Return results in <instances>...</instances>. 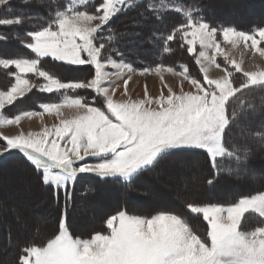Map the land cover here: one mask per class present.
I'll list each match as a JSON object with an SVG mask.
<instances>
[{
	"label": "snow or ice",
	"instance_id": "6c2138e0",
	"mask_svg": "<svg viewBox=\"0 0 264 264\" xmlns=\"http://www.w3.org/2000/svg\"><path fill=\"white\" fill-rule=\"evenodd\" d=\"M22 2L27 4L30 0ZM76 2L90 4V0ZM136 2L99 0L94 11L67 4L41 27L25 33L28 39L21 44L33 57L0 58V67L16 70L8 73L14 77V83L0 90V125H19L25 117L42 118L44 113L62 117V109L66 107L78 113L74 119L61 118L54 130L45 127L40 133L3 136L4 143L0 144V154L10 150L22 153L42 173V182L55 186L57 194L63 190L66 200L80 174L118 179L131 186L137 177L158 166L174 151L205 152L214 175L220 170L218 158L241 160L240 149H229L224 142L225 131L237 115L229 111V100L250 85L264 86V72L243 70L240 63L224 52L217 37L219 33L223 42L233 45L241 41L247 45L250 41V47L264 57V47L259 46L264 42V28L255 33L233 27L218 28L198 15L200 9L195 4L185 5L184 0H149L145 10L151 11L158 23L163 22L166 11L183 17L171 30L153 31L152 39L159 41L165 54L173 51L169 45L174 41L186 48L199 66L203 82L190 75L185 65L180 66V71L163 64L138 70L123 59H114V55L122 57L118 50L105 52L110 40L105 36V26ZM11 7V0H0V11L7 13ZM33 15L39 14L0 17V27H20ZM18 35L13 33L14 38ZM0 39L7 37L0 33ZM218 55L223 56L224 65L217 62ZM46 58L75 69L88 66L93 70L91 78L62 80L43 66L48 62ZM109 66L115 72L105 71ZM210 66L225 74L209 78ZM137 71L141 75L168 72L180 76L183 78L180 91L164 84L167 95L162 89L158 98H150L146 91L145 98L132 99L128 82ZM234 72H242L246 78L239 87L233 86ZM113 77L123 80L128 99H114L118 84ZM183 81L190 82L195 91H184ZM33 89L40 93H58L63 99L38 102L41 111L25 110L11 117L4 114L6 106L13 105ZM77 90H90L94 96L89 100L84 96L66 95ZM187 208L192 214H202L208 224L206 238L194 234L178 214L160 213L143 218L119 210L106 219L110 230L107 234L96 233L89 239L73 238L65 217L59 234L46 246L22 249L19 264H264V225L251 231L240 228L242 217L248 211L264 217V193L241 198L229 207L190 203Z\"/></svg>",
	"mask_w": 264,
	"mask_h": 264
},
{
	"label": "trees",
	"instance_id": "16d2710c",
	"mask_svg": "<svg viewBox=\"0 0 264 264\" xmlns=\"http://www.w3.org/2000/svg\"><path fill=\"white\" fill-rule=\"evenodd\" d=\"M261 3H264V0H259ZM155 2V0H154ZM99 3V0H95L94 3H90L89 5L79 7L78 9H87L89 11L95 10V5ZM149 3V0H142L140 2L134 3L133 6L126 8L121 13L117 14L108 25L105 26L106 32L105 36L110 37V40L106 43L105 52H108L110 49L118 50L119 53H122L121 56H113L114 59L118 61L123 59L126 62L131 63L135 68L142 69L146 67H155L159 64H163L165 66H171L176 68L177 71L181 70V65H185L189 69V74L203 81V75L199 71V66L195 64L194 58L186 51V48H181L179 43L172 42L169 47L173 49L170 54H165L162 52V45L159 41L152 39V32L157 29L171 30L173 25H178L182 22L183 17L175 13L174 11H166L163 17V22L158 23L153 18V13L151 11L145 10V5ZM185 5L195 4L200 12L198 15H202L203 19L208 22L211 26L214 27H233L239 31H244L246 33H254L257 29L264 28V19L253 20L247 23H240L234 20H223L215 14V11L208 6L209 4L205 0H184ZM69 4L68 0H30V3H23L22 0H13L11 1V9L9 12L4 13L0 11V17L12 16V15H27L31 14H39L33 15L32 19L26 20L25 23L20 26H12V27H0V33L4 34L7 39H0V58H31L34 54L30 52L29 49L22 46L21 41L28 39L25 35L27 31H34L41 27V25L47 22L50 17L58 10H64L66 5ZM13 33H18V37L14 38ZM138 36V37H137ZM219 39L221 35L218 33ZM135 41L136 43L130 44L129 42ZM138 42V43H137ZM147 52L148 56H143V53ZM47 63H43V66L48 68L50 71L54 72L59 78L65 81L83 79L85 77L90 78L92 69L88 66H85L81 69H75L73 67L60 64L58 62H52L50 58H46ZM229 66V65H228ZM231 68V66H229ZM16 71L14 68L3 69L0 67V90H6L14 83V77L8 75V73ZM30 79H34L29 75ZM246 78L243 77L239 72H234L232 80L235 84H241L239 82L244 81ZM69 96H84L91 100L94 96V93L84 90H77L75 92L69 91L66 93ZM63 99L62 95L58 93H40L33 89V91L22 99L17 100L13 105H10L4 109V114L7 116H14L15 114L25 111V110H35L41 111L38 108V102H61ZM97 101L99 99L97 98ZM99 105V102H97ZM259 110V111H258ZM261 112L264 113V86H256V87H248L242 89L238 92L229 102V111H235L237 113L235 119L230 124V127L226 130L224 135V142L229 149L235 147L240 149L241 160L237 162L234 159L228 158H218L217 162L220 164V170L216 171L214 175V169L210 164V159L208 155L203 151H194V150H180L174 151L168 154L163 160L160 161L158 166L153 168L150 171L144 172L142 175L137 177L134 182H132L131 186H127L124 183H121L118 179H101L100 177L92 174L82 176L76 182L74 188L79 191L77 196L74 195V199L71 201H61L57 196V193L54 191V187L46 185L42 182V173L37 171L34 166L24 157L22 153L19 151H13L8 153L0 154V178L4 177L6 173L11 174H20L21 170L17 166L20 165L26 168L28 174H30L35 181L39 184L40 189L45 192L50 200L53 202L54 207L52 211L54 214L58 213L57 225L56 229L53 226H49L48 228L43 226L41 228L42 233L40 237L35 239V236L27 237L25 235L26 240H24L25 244H20L19 248L13 254V258L15 257V264H19V257L22 253V249L26 245L30 244H38L45 243L59 234V226L63 219V213L65 209L68 210V214L66 217L67 225L71 233L76 236H80L82 232H94L99 231L100 229L99 222L95 221L91 225L90 228L84 229L82 232H76L71 225V217L73 216V210L77 207V200L85 199L92 197L98 193V190L108 189L112 191H117L119 195H127L136 190H142L143 186L137 184L139 182L152 183L154 180L151 176L157 172L159 168L163 165L167 164L169 161L177 159V158H186L196 160L200 159L203 164H201L200 170H203L202 180L204 181L203 187L208 189L213 188H221L225 187L226 184H235L240 186L241 190L236 194H233L228 197H212L205 198L202 197L201 194H198L196 197L183 199L182 206H174L164 207L168 202L169 198H161V197H152V199H146L141 196L139 193H135V195L130 196L129 200H117L104 211L106 214H111L118 212L119 210H125L131 215L142 216L144 218H150L154 215L160 213H170V214H178L181 216L190 226L192 231L200 236L201 238H205V226H208L206 222H204L203 227H197L196 224H201V215H194L190 213L187 208L188 204H195L197 206H205V205H222V206H231L236 204L239 199L251 197L258 193H261L264 190V178L253 180L252 182H245L246 177L239 175L235 168L236 167H245V168H257L260 163H264V128L254 126L252 128V136L251 141L258 142L259 148L256 153L253 151L252 146L249 143H246V140H243L238 137L237 134V125L241 121V119L247 115L251 114V112ZM9 162H13L12 166H10L7 170L1 169L4 166L8 165ZM5 170V171H4ZM184 175V172H183ZM212 180V183H208L209 180ZM245 182V184H244ZM175 184H178L175 182ZM184 185V184H183ZM199 183L195 184V186L188 185L187 187L182 188L180 184L177 186L182 190L186 189L189 192V189L192 187L196 189ZM38 186H34L33 192ZM142 188V189H141ZM202 188V186H201ZM198 193V191H196ZM59 194V193H58ZM145 199V200H144ZM147 202L149 201L152 204L157 203V207L154 205L152 208L150 206H143L141 208H135L131 206V203L135 202ZM67 202V203H66ZM166 202V203H165ZM148 203V202H147ZM101 205V203H98ZM113 206V207H111ZM147 208V209H145ZM105 215V214H104ZM76 217V215H75ZM244 224L241 230L251 231L256 227L264 225V220L259 216L253 213H249L244 218ZM42 227V226H41ZM10 238V236H8Z\"/></svg>",
	"mask_w": 264,
	"mask_h": 264
},
{
	"label": "rangeland",
	"instance_id": "374dc122",
	"mask_svg": "<svg viewBox=\"0 0 264 264\" xmlns=\"http://www.w3.org/2000/svg\"><path fill=\"white\" fill-rule=\"evenodd\" d=\"M13 1V0H11ZM69 4H72L75 8L86 6L81 5L76 2V0H68ZM95 0H90V3H93ZM142 0H137L140 2ZM211 8L215 11V14L223 20H234L238 21L242 24L258 20L264 19V3H261L259 0H205ZM116 16V15H115ZM114 16V17H115ZM113 17V18H114ZM112 18V19H113ZM111 19V20H112ZM110 20V21H111ZM109 21V22H110ZM255 33V32H254ZM138 37V36H137ZM219 39V37H217ZM257 39L259 37L257 36ZM221 41V47L224 52L229 55L231 59H234L237 63L241 64L243 70L249 72H264V57L260 56L259 52L256 51L255 48L250 47L251 42L249 41L247 45L244 42H238L235 45L223 42V38L219 39ZM130 44L136 43L135 41L129 42ZM138 43V42H137ZM260 47H264V42H261ZM197 51H199V45H197ZM143 56H150L147 52L143 53ZM217 62L221 65H224L223 56H217ZM207 65V62H203ZM231 66V65H229ZM228 66V67H229ZM105 71L115 72V69L111 66L107 67ZM234 71V70H233ZM242 74V72H239ZM225 73L216 68L215 66L209 67V78L216 79L220 78ZM163 77V79H161ZM91 78V77H90ZM182 77L173 75L172 73L162 72L160 74H156L154 72L145 73L143 75L140 74L139 71L132 75L131 80L128 82V92L132 99H143L145 98V92L150 98H158L161 94V90L163 89L164 95H167V89L164 88V84H168L173 87L177 92L180 91L179 84L182 81ZM232 79V78H231ZM113 81L118 84L114 99L115 100H126L128 96L124 94L123 80H116L113 77ZM113 81H109L112 83ZM203 82V81H202ZM243 81L239 82L242 83ZM147 86V88H145ZM234 87H239L240 84H235L233 82ZM254 85H250L249 87H253ZM183 89L184 91H195L193 86L188 81H183ZM85 91V90H84ZM237 94V93H236ZM233 97L230 98V100ZM229 100V102H230ZM99 102V101H97ZM8 107V106H6ZM259 111V110H258ZM63 116L58 117L56 115L43 114V117L38 120L36 117L27 118L25 117L19 125H11L7 131H9L10 136H14L20 134L22 127L24 125H30V129L36 131L41 126L50 125L53 123H59L61 118L65 119H74L77 116V111L72 108H64L62 109ZM38 117V116H37ZM254 126H258L264 128V113L261 112H251V114L245 115L241 121L237 125V134L238 137L246 140V143H249L252 146L253 151L258 152L259 143L251 141L252 136V128ZM12 127V128H11ZM54 130V129H52ZM227 130V129H226ZM24 134L34 133L32 131H22ZM42 132V131H41ZM226 132V131H225ZM40 133V132H35ZM34 133V134H35ZM225 135V134H224ZM4 141L0 136V144H3ZM13 162H9L8 165L4 166L1 169H8L12 166ZM202 161L200 159H196L195 161L186 158H177L169 161L167 164L163 165L161 168L157 170L156 173L153 174L152 179L154 180L152 183L145 184L143 181L137 184L143 186L142 190H136L127 195H119L117 191H112L108 189H99L98 193L92 197L79 199L77 200V207L73 210V216L71 217V225L73 229L78 233L79 231L88 229L91 227L95 221L99 222L100 229L99 231H94L87 233L82 232L80 236H75L72 234L73 238L80 239H89L94 234H107L110 230L106 227V219L109 218L111 214H106V211L111 204H113L117 200H129V197L135 195V193H139L141 196L146 198L147 200L152 199V197H161V198H169L168 202L164 207L174 206H182L181 204L184 198L190 200L192 197H196L198 194H201L202 197L212 198V197H228L233 194H236L241 190L240 186L235 184H226L225 187L221 188H213L208 189L203 187L204 181L202 180L203 170H200ZM20 168V174H11L6 173L4 177L0 178V264H15L13 258V254L19 248L20 244H25L24 240H26L29 236L40 237L43 230V226L46 225L53 226L56 229L58 213L54 214L52 208L54 207L53 202L45 192L40 189L39 184L35 181V179L28 174L26 168L17 164ZM236 172L246 177L245 182H252L253 180L263 179L264 178V163H260L257 168H245V167H236ZM5 171V170H4ZM184 172V175H183ZM83 175H92V174H80L78 177ZM77 177V178H78ZM77 180V179H76ZM76 182V181H75ZM177 182L181 186L187 187L195 186V184L199 183L196 189L192 187L189 189V192L186 189L182 190L175 184ZM244 182V184H245ZM76 185V183H74ZM184 184V185H183ZM38 186L35 191L31 192L30 190L34 188V186ZM75 185H72L70 188V196L66 200L64 192L59 191L57 196L61 201H71L76 198L79 191H77ZM202 186V188H201ZM55 187V186H54ZM73 187V188H72ZM63 191V190H62ZM198 191V193L196 192ZM264 193V190L261 192ZM259 194V193H258ZM74 197V198H73ZM248 198V197H246ZM77 199V198H76ZM145 200V199H144ZM66 202V203H67ZM148 202V203H147ZM147 202H135L131 203L135 208H141L143 206H154L155 204L150 205L149 201ZM98 203H101L99 205ZM208 206V205H205ZM222 206V205H218ZM233 206V205H231ZM112 207V206H111ZM149 207V208H150ZM229 207V206H223ZM147 209V208H145ZM253 213L259 216L257 213L252 211H248L244 213L240 228H242L244 224V218L247 214ZM68 210L65 209L63 213V218L67 217ZM105 214V215H104ZM158 214V213H157ZM76 215V217H75ZM197 215V214H194ZM201 215V224H196L197 227H203L205 224ZM142 217V216H140ZM260 217V216H259ZM144 218V217H143ZM151 218V217H150ZM264 220V217H260ZM207 223V222H206ZM42 226V227H41ZM190 228V227H189ZM205 238L208 231V226H205ZM25 235L27 237H25ZM10 236V238H8ZM48 241L45 243L38 244H30L27 246H46ZM23 253H21L22 255ZM20 255V257H21ZM19 257V261H20Z\"/></svg>",
	"mask_w": 264,
	"mask_h": 264
},
{
	"label": "crops",
	"instance_id": "0c3cea01",
	"mask_svg": "<svg viewBox=\"0 0 264 264\" xmlns=\"http://www.w3.org/2000/svg\"><path fill=\"white\" fill-rule=\"evenodd\" d=\"M29 75H31V74H29ZM256 86H260V85H254L253 87H256ZM44 114H47V113H44ZM38 120L40 119V117L38 116V117H36ZM49 123V122H48ZM47 123V124H48ZM44 125L43 124V126H41L40 128H38V130H36V131H34L33 129L31 130L30 129V125L28 124V125H24L23 127H22V130H21V132L24 130V131H32V132H41V131H43L44 130V128L45 127H48L49 129H54V127L55 126H57L58 124L57 123H51L50 125ZM11 125H0V136H1V139H2V137L3 136H10V134H9V131H7V129L10 127ZM12 128V127H11ZM3 140V139H2Z\"/></svg>",
	"mask_w": 264,
	"mask_h": 264
},
{
	"label": "bare ground",
	"instance_id": "6f19581e",
	"mask_svg": "<svg viewBox=\"0 0 264 264\" xmlns=\"http://www.w3.org/2000/svg\"><path fill=\"white\" fill-rule=\"evenodd\" d=\"M156 205H157V204H156ZM156 205H155V206H156ZM112 207H113V206H112ZM156 207H157V206H156ZM150 208H152V207H150ZM153 208H154V207H153ZM153 208H152V209H153Z\"/></svg>",
	"mask_w": 264,
	"mask_h": 264
}]
</instances>
